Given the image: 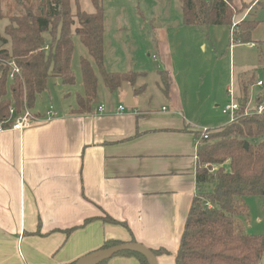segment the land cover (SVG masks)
I'll use <instances>...</instances> for the list:
<instances>
[{
	"label": "crops",
	"instance_id": "crops-1",
	"mask_svg": "<svg viewBox=\"0 0 264 264\" xmlns=\"http://www.w3.org/2000/svg\"><path fill=\"white\" fill-rule=\"evenodd\" d=\"M136 83L134 105L122 111L129 83L112 92V103L98 98L102 112L52 108L50 118L32 112L39 120L31 127L0 132V264H72L106 241L131 240L167 251L157 264H175L196 195L200 129L175 80L165 95L159 76L167 99L159 109L145 108L137 94L146 87ZM107 264L140 263L114 255Z\"/></svg>",
	"mask_w": 264,
	"mask_h": 264
},
{
	"label": "trees",
	"instance_id": "trees-1",
	"mask_svg": "<svg viewBox=\"0 0 264 264\" xmlns=\"http://www.w3.org/2000/svg\"><path fill=\"white\" fill-rule=\"evenodd\" d=\"M90 1L94 7L92 13L82 10L78 0H0V19L8 21L3 34L0 33V123L8 118L10 107L17 112L24 106L31 110L37 96L47 88L49 76L63 83H74L71 70L74 36L86 48L110 92L125 83L134 86L139 77L146 76L143 71H107L102 0ZM178 1L184 25L231 27L237 12L232 0ZM257 24L254 19L243 18L235 25L233 36L242 43L250 42ZM43 38L48 49H43ZM10 62L20 69V74L12 79ZM80 67L83 94L77 96L76 107L71 111L90 113L97 105V77L88 59L81 57ZM159 76L166 95L168 73L161 70ZM241 91L243 97H236L241 100V108L235 120L221 128L194 132L198 141L196 195L184 223L175 264H264V237L244 232L237 223V217L248 211L243 198L264 195V111L244 114L246 84ZM260 102L258 97L256 105ZM103 219L116 222L110 217ZM120 243L123 242L106 241L96 251ZM152 252L155 256L167 253L163 249ZM116 255L133 256L140 264H148L138 252L122 251ZM107 260L97 264H107Z\"/></svg>",
	"mask_w": 264,
	"mask_h": 264
},
{
	"label": "rangeland",
	"instance_id": "rangeland-1",
	"mask_svg": "<svg viewBox=\"0 0 264 264\" xmlns=\"http://www.w3.org/2000/svg\"><path fill=\"white\" fill-rule=\"evenodd\" d=\"M232 1L237 8L234 22L254 0ZM78 5L87 13L94 11L90 0H78ZM102 7L105 68L109 72H145L146 76L136 81V86L144 83L146 87L137 94L145 108L147 104L152 109L166 105L167 99L160 94L156 82L158 71L167 69L171 73L169 78L181 88L179 97L184 110L191 113L200 130L203 124L207 128L217 124L216 129L229 123L228 115L221 110L229 101L230 88L237 97H243L240 86L247 85V108L254 109L258 97L263 101L264 84L258 86L257 81L264 83V0H255L244 15L258 21L247 43L233 36L236 28L233 24L184 25L178 0H102ZM7 23L6 19H0V33L3 34ZM73 41L74 83H63L49 76L47 88L37 96L32 112L76 107L77 96L83 94L81 57L88 59L94 68L97 97L101 102L112 103V92L105 87L86 48L78 37L74 36ZM243 202L248 211L237 217V223L244 232L264 237V195L246 196Z\"/></svg>",
	"mask_w": 264,
	"mask_h": 264
},
{
	"label": "built area",
	"instance_id": "built-area-1",
	"mask_svg": "<svg viewBox=\"0 0 264 264\" xmlns=\"http://www.w3.org/2000/svg\"><path fill=\"white\" fill-rule=\"evenodd\" d=\"M236 24H233L234 27ZM43 49H48L46 38H43ZM10 66V74L9 78L12 79L14 75L20 74V69L16 66L14 62L9 63ZM264 83L261 80L257 81L258 86H262ZM229 101L222 107V113L228 115L229 122H232L237 118L238 111L241 108V102L236 100L235 92L233 89H229L228 91ZM264 101V99H263ZM261 100L259 104L256 105L254 109L247 108V104L245 103L244 114H251V113H261L264 111V102ZM125 108L124 104L121 103L117 106L118 111H122ZM105 109L104 104H97L96 109L93 110V113L102 112ZM53 114V110L50 107L45 115L47 118H50ZM39 120V118L32 113L28 107L24 106L20 112H17L14 107L9 108V116L8 118L0 123V132L6 129L21 131L28 127H31L35 121ZM208 128H203L202 131H207ZM204 137H207V134H203Z\"/></svg>",
	"mask_w": 264,
	"mask_h": 264
},
{
	"label": "water",
	"instance_id": "water-1",
	"mask_svg": "<svg viewBox=\"0 0 264 264\" xmlns=\"http://www.w3.org/2000/svg\"><path fill=\"white\" fill-rule=\"evenodd\" d=\"M133 98H134V90H133L132 85L129 83L127 86L126 94L123 99L124 106H128V107L133 106L134 105ZM97 102H98V99L95 100V103ZM243 105H245V103H243ZM244 146L246 147L247 145L245 144ZM122 251L138 252L142 254L143 256H145L148 264H157L155 255L152 252V250L135 241L120 243V244L110 246L108 248L93 252L91 254H88L80 258L78 261L72 264H97L101 262L102 260L109 259L112 256ZM94 257H96V259L90 260Z\"/></svg>",
	"mask_w": 264,
	"mask_h": 264
}]
</instances>
